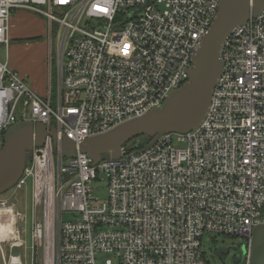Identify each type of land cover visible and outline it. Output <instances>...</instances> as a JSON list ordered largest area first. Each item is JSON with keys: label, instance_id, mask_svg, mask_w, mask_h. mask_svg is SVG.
<instances>
[{"label": "built area", "instance_id": "obj_1", "mask_svg": "<svg viewBox=\"0 0 264 264\" xmlns=\"http://www.w3.org/2000/svg\"><path fill=\"white\" fill-rule=\"evenodd\" d=\"M219 2L0 0V47L8 51L17 9L45 17L48 41L44 95L0 60V149L18 122L57 134L27 154L13 187L30 186V245L20 239L3 264H34L35 255L41 264H209L205 235L241 237L249 264L253 230L264 224V10L223 41V69L198 127L140 153L125 144L119 158L95 165L78 148L163 105L187 80ZM62 136L77 146L73 157L62 154ZM103 177L99 199L92 183Z\"/></svg>", "mask_w": 264, "mask_h": 264}, {"label": "water", "instance_id": "obj_2", "mask_svg": "<svg viewBox=\"0 0 264 264\" xmlns=\"http://www.w3.org/2000/svg\"><path fill=\"white\" fill-rule=\"evenodd\" d=\"M264 10V0H220L218 11L188 68V78L178 88L172 90L161 107L128 119L111 129L88 136L78 145L97 164L102 158H119L121 148L131 140L144 137L146 143L137 152L152 146L166 134H184L199 126L211 102L216 82L223 69L221 47L232 30L249 17ZM47 135L56 137L54 126L47 130L43 123L23 121L13 124L3 135L0 149V194L12 189L22 175L27 154L33 147H41ZM77 146L66 136H62V154L73 157ZM229 251L227 247L214 250L222 257ZM247 252L245 249L244 254ZM11 255L17 256L16 246L11 247ZM249 264H264V224L254 228L248 251ZM238 262V259H234Z\"/></svg>", "mask_w": 264, "mask_h": 264}, {"label": "rangeland", "instance_id": "obj_3", "mask_svg": "<svg viewBox=\"0 0 264 264\" xmlns=\"http://www.w3.org/2000/svg\"><path fill=\"white\" fill-rule=\"evenodd\" d=\"M32 16L31 23L32 25L28 26V30H34V37L32 39H24L21 37H13L10 36L11 34V25L9 22L8 27V36H9V44L13 43H24L27 41H33L31 43L36 42L38 46L33 44L34 47H41L45 44L46 48V57L48 51V41L46 38V33L43 34V26H41V19L45 17L41 15H37L36 13L30 11L29 13ZM46 19H45V30H46ZM26 47V45H23ZM39 51H36L35 48L33 50H13V48L9 45L8 51L6 52L4 47H0V60L1 61H9L11 57L17 63H20L22 67H26L33 74V71L36 69V62L38 60ZM45 58V57H44ZM47 68V65H46ZM20 71V68H18ZM52 73L54 74L53 85H55V71ZM27 84L30 83L29 76L25 78ZM55 88V86H53ZM106 179L103 177L101 180L93 182V194L96 195L99 199H104L106 197ZM12 207L14 212V221H15V228L19 232L17 237H6L3 240H0V264H3V257L2 253L6 260H8L10 247L13 245H18V242L21 240L25 241V245H30V186L21 189L15 190L14 188L10 189L9 191L0 194V207ZM16 211L20 214L24 215V223L20 224L19 219L16 215ZM72 215L65 213L63 215L64 220H68L71 218ZM1 220V219H0ZM1 223V221H0ZM4 226V225H3ZM2 226L0 224V236H4L2 233ZM9 233V232H8ZM7 235V234H6ZM5 235V236H6ZM220 247H227L229 248V253L222 256L221 258L214 254V250ZM245 242L241 237H230L219 235H205L202 240V247L201 250L205 255L206 260L209 264H245ZM22 253L24 252L23 246L20 247ZM28 255V253H27ZM238 259V262H235L234 259ZM23 262L25 260L24 257L22 258ZM29 264V263H27ZM34 264H41L39 256L35 255Z\"/></svg>", "mask_w": 264, "mask_h": 264}, {"label": "crops", "instance_id": "obj_4", "mask_svg": "<svg viewBox=\"0 0 264 264\" xmlns=\"http://www.w3.org/2000/svg\"><path fill=\"white\" fill-rule=\"evenodd\" d=\"M30 11L25 10V9H17L12 12L11 17H10V25H11V35L13 37H21L24 39H32L34 36V30H28V26L32 25L31 19L32 16L29 14ZM41 26H43V34H45V19H41ZM33 42V41H31ZM30 41L24 42V43H16V44H9L13 50H33V48L36 49V51H39L38 60L35 61L36 64V69L33 71V74L29 72L26 67H22L20 63H17L13 60V57H11L8 61L9 65L11 68L15 69L16 71L19 72V74L24 77V79L29 76L30 83L29 85L40 95H44L46 93V88L48 84V70L46 68V48L45 44H43L41 47H34L32 46L36 44V42L31 43ZM26 45L24 47L23 45ZM45 57V58H44ZM20 68V71L18 70Z\"/></svg>", "mask_w": 264, "mask_h": 264}, {"label": "bare ground", "instance_id": "obj_5", "mask_svg": "<svg viewBox=\"0 0 264 264\" xmlns=\"http://www.w3.org/2000/svg\"><path fill=\"white\" fill-rule=\"evenodd\" d=\"M0 219H1L0 224L3 228L2 233L4 235L3 237L0 236V240H3L6 237H17L18 231L15 228V221H14L15 219H14V212L12 207H6V206L0 207Z\"/></svg>", "mask_w": 264, "mask_h": 264}, {"label": "trees", "instance_id": "obj_6", "mask_svg": "<svg viewBox=\"0 0 264 264\" xmlns=\"http://www.w3.org/2000/svg\"><path fill=\"white\" fill-rule=\"evenodd\" d=\"M145 143H146V139L144 137H138L131 140L127 144L130 146V151H137L140 148H142Z\"/></svg>", "mask_w": 264, "mask_h": 264}, {"label": "flooded vegetation", "instance_id": "obj_7", "mask_svg": "<svg viewBox=\"0 0 264 264\" xmlns=\"http://www.w3.org/2000/svg\"><path fill=\"white\" fill-rule=\"evenodd\" d=\"M229 253V251L226 253V254H223V257L225 256V255H227ZM234 259V258H233Z\"/></svg>", "mask_w": 264, "mask_h": 264}]
</instances>
